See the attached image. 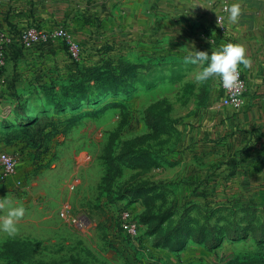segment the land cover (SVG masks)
I'll return each instance as SVG.
<instances>
[{
	"label": "crops",
	"instance_id": "1",
	"mask_svg": "<svg viewBox=\"0 0 264 264\" xmlns=\"http://www.w3.org/2000/svg\"><path fill=\"white\" fill-rule=\"evenodd\" d=\"M226 2L233 0H0V20L11 39L0 71V153L21 155L15 179L26 194L17 202L25 208L34 204L28 180L37 145L64 140L87 116L82 106L89 99H81L79 91L68 105L57 106L65 98L64 89L80 83L79 74L90 68L130 64L135 67L123 72L116 91H94L128 95L134 86L130 80L143 69L147 81L139 85L155 93L147 108L158 114L148 119V133L126 141L153 144L151 138H157L155 144H161L170 135L165 144H176L169 153L161 148L128 159L143 174H131L122 200L140 202L145 237L156 240L174 230L184 235L192 225L186 211L199 215L203 206L214 204L205 217L209 225L224 224L217 225L223 240L233 236L264 245V0H239L242 11L236 24L227 21ZM218 17L224 18L223 31ZM33 26L48 34L66 28L81 45L83 60L72 62L59 39L23 47L22 32ZM229 41L242 44L251 60L249 67H240L246 93L236 114L226 108L218 80L198 84L193 73L202 66L184 61L193 47L210 54L213 46ZM155 126L159 135L151 130ZM115 168L111 177L118 181L124 166ZM13 182L0 181V198L11 193L9 188L21 195ZM106 185L92 201L96 207L118 194L116 188L106 192ZM53 189L51 199H58L59 187ZM65 207L72 216L71 206ZM192 238L202 243L197 234Z\"/></svg>",
	"mask_w": 264,
	"mask_h": 264
},
{
	"label": "rangeland",
	"instance_id": "2",
	"mask_svg": "<svg viewBox=\"0 0 264 264\" xmlns=\"http://www.w3.org/2000/svg\"><path fill=\"white\" fill-rule=\"evenodd\" d=\"M138 71V78L130 80L134 85L130 94L119 96L104 90L94 91L82 106L87 116L81 126L72 129L64 140H51L37 145L39 149L32 165L34 170L28 180L32 185L30 200L34 204L25 208V216L18 222V232L14 236L0 232V264L9 263L8 257H3L1 253L3 245L10 239L27 240L37 246L36 255L23 264H64L76 253L84 256L89 254L90 259L100 264H264L259 253L261 241L235 240L233 236L223 240L218 226L224 224L209 225L205 212L214 209V204L203 206L204 213L199 215L192 209L186 211L192 225L185 230L184 235L174 230L168 236L159 234L154 240L145 237L148 230L142 227L140 243L136 245L130 243L123 233L119 211L126 203L135 218L142 217L143 222H146L140 202L129 205L128 199L122 200L130 187L131 174L138 170L143 174V168H138L128 159L133 154L141 156L146 151H158L161 148L163 153H169L176 146L174 141L165 144L170 135L161 144H155L157 138H151L153 144L126 141L148 133V119H155L158 114L147 108L156 97L155 93L139 85L147 80L142 76L144 70ZM119 103H123L122 108L118 107ZM151 130L159 135L157 126ZM114 135H118V138H114ZM116 165L124 166V174L118 181L111 177V174L116 173ZM110 181L115 182L109 186ZM105 184H108L104 188L106 192L111 193L107 189L116 188L118 194H110L103 204L96 207L92 201L96 193L99 194L98 189L105 187ZM57 186L59 198L51 199L55 195L53 188ZM36 187L39 190L34 192ZM9 189L11 193L7 197L3 196L9 201V206L20 205L17 201L23 194L18 195L17 191ZM120 199L122 202H119ZM67 204L71 206V217L80 219L84 228L79 229L61 219L60 213ZM186 205L181 206L180 214L184 213L186 208L183 207ZM6 212L7 206L0 208V215ZM41 217L44 220H39ZM176 218L184 217L176 215ZM178 226L173 227L175 229ZM232 227L236 225L232 224ZM195 234L199 236L201 244L192 238ZM209 235L212 240L208 238Z\"/></svg>",
	"mask_w": 264,
	"mask_h": 264
},
{
	"label": "built area",
	"instance_id": "3",
	"mask_svg": "<svg viewBox=\"0 0 264 264\" xmlns=\"http://www.w3.org/2000/svg\"><path fill=\"white\" fill-rule=\"evenodd\" d=\"M1 17V12H0ZM220 28L223 31L222 20L218 21ZM59 39L67 51L68 57L73 62H79L84 56L81 45L76 42L66 28L61 27L54 33L48 34L36 26L29 27L22 32L20 43L25 48H33L39 44L50 42L51 40ZM11 44L10 37L7 36L3 24L0 20V71L5 66L6 51ZM240 81L242 83L235 89L225 90L219 83L224 97V104L226 108L236 114L241 110L244 104V98L246 93V81L240 70ZM21 161L20 154H9L5 152L0 153V181L6 182L12 180L17 189L20 190V194L25 193V186L19 180L15 179L17 175L19 163ZM119 221L123 233L131 241L132 244L138 245L141 239L142 224L134 216V212L130 208H121L119 211ZM61 219L75 225L77 228L82 229L85 227L84 223L78 218L69 216V209L65 207L60 213Z\"/></svg>",
	"mask_w": 264,
	"mask_h": 264
},
{
	"label": "clouds",
	"instance_id": "4",
	"mask_svg": "<svg viewBox=\"0 0 264 264\" xmlns=\"http://www.w3.org/2000/svg\"><path fill=\"white\" fill-rule=\"evenodd\" d=\"M227 13V21L236 24L241 16V4L239 0L224 4ZM224 19L218 17V21ZM185 63L202 66L193 73L194 80L200 84L210 79L218 80L225 90L237 88L240 81V67L245 68L251 65V60L247 57L246 48L236 42H227L212 48L211 53L198 51L194 47L184 57ZM260 83V81H256ZM7 206V212L0 215V232L8 236H14L18 232V222L25 216L26 209L22 205H11L7 198H0V208Z\"/></svg>",
	"mask_w": 264,
	"mask_h": 264
},
{
	"label": "trees",
	"instance_id": "5",
	"mask_svg": "<svg viewBox=\"0 0 264 264\" xmlns=\"http://www.w3.org/2000/svg\"><path fill=\"white\" fill-rule=\"evenodd\" d=\"M134 67L135 66L132 65L130 66V64H123L120 65L118 68H115L112 67L111 63H106L101 68H90L85 73H80L79 71V75H81L82 81L80 83L76 82L73 85L64 89L63 95L65 96V98L63 100H60L57 103V106L63 108V106L68 105L70 100L74 97V92L79 91L82 94L81 99H89L91 93L95 89L102 88L106 91H116V88L118 89L117 85L121 81H123V72L130 71ZM123 208L129 207L125 205L123 206ZM137 220L140 221L143 227L144 225H146V223L143 222L142 217H137ZM129 242L131 243L130 240ZM259 245L260 260L261 262H263L264 259L262 258V253H264V245ZM36 247L37 246H35L33 243L27 242V240L10 239L7 240L3 245L1 254L3 257H8V264H23L36 255ZM88 255L89 254L84 256L81 253H76L70 256L69 259L64 262V264H100L97 260L90 259Z\"/></svg>",
	"mask_w": 264,
	"mask_h": 264
}]
</instances>
